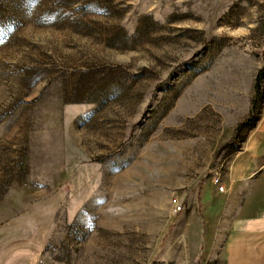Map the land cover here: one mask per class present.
<instances>
[{
	"label": "rangeland",
	"instance_id": "374dc122",
	"mask_svg": "<svg viewBox=\"0 0 264 264\" xmlns=\"http://www.w3.org/2000/svg\"><path fill=\"white\" fill-rule=\"evenodd\" d=\"M245 157L264 0H0V264H226Z\"/></svg>",
	"mask_w": 264,
	"mask_h": 264
},
{
	"label": "crops",
	"instance_id": "0c3cea01",
	"mask_svg": "<svg viewBox=\"0 0 264 264\" xmlns=\"http://www.w3.org/2000/svg\"><path fill=\"white\" fill-rule=\"evenodd\" d=\"M253 167V162L245 157L234 161L230 168L231 181L237 184L232 183L227 193V232L222 245L226 264H264V174L250 177ZM258 176L263 182V205L257 209L253 207V191L249 186ZM203 189L201 197L207 202L219 192L210 185Z\"/></svg>",
	"mask_w": 264,
	"mask_h": 264
},
{
	"label": "built area",
	"instance_id": "2783aa9c",
	"mask_svg": "<svg viewBox=\"0 0 264 264\" xmlns=\"http://www.w3.org/2000/svg\"><path fill=\"white\" fill-rule=\"evenodd\" d=\"M212 183L214 185H216V188L219 192H223L225 190V186L223 185V181L221 179V176L220 174H215L213 175L212 177ZM171 202H172V212L175 214V213H178L180 210H181V205L177 199V197H173L171 199Z\"/></svg>",
	"mask_w": 264,
	"mask_h": 264
},
{
	"label": "trees",
	"instance_id": "16d2710c",
	"mask_svg": "<svg viewBox=\"0 0 264 264\" xmlns=\"http://www.w3.org/2000/svg\"><path fill=\"white\" fill-rule=\"evenodd\" d=\"M261 77H262L261 73H258L256 76L255 85H254V90H255L254 91V99L255 100L262 96V91L260 89ZM243 124H246V122H241L237 125V127H236L237 132L243 127Z\"/></svg>",
	"mask_w": 264,
	"mask_h": 264
}]
</instances>
